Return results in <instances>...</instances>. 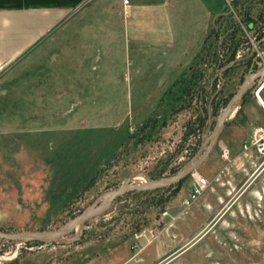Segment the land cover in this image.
Instances as JSON below:
<instances>
[{"label":"rangeland","instance_id":"obj_1","mask_svg":"<svg viewBox=\"0 0 264 264\" xmlns=\"http://www.w3.org/2000/svg\"><path fill=\"white\" fill-rule=\"evenodd\" d=\"M88 4L98 8L90 28H67L66 44L0 80V230L59 228L111 189L174 176L206 151L219 113L264 67V0H130L128 16L124 0ZM216 6L227 13L210 16L205 47L180 74L169 51H140L125 27L150 8L157 22L169 12L186 25ZM158 60L168 63L156 69ZM255 87L182 180L127 191L54 239L0 236V264H264V165L241 152L264 125ZM198 176L210 185L187 205Z\"/></svg>","mask_w":264,"mask_h":264},{"label":"crops","instance_id":"obj_2","mask_svg":"<svg viewBox=\"0 0 264 264\" xmlns=\"http://www.w3.org/2000/svg\"><path fill=\"white\" fill-rule=\"evenodd\" d=\"M89 1L0 0V80L9 71L16 68L22 60L29 62L37 53L46 52L51 43L55 46L66 44L67 28L72 34L90 28L87 23L94 20L91 16L98 8L88 4ZM127 3L126 5L122 4V12L128 16L131 12L130 0ZM202 7L204 11V3H202ZM108 10L109 8L106 6L100 8L101 14L108 12ZM222 11H225L224 6H216L211 11L208 9L206 15L202 14L201 19H194L191 24L183 25L179 20L176 21L177 27L175 21L172 20L171 16L169 17V12L167 13L168 17L166 15L162 23L157 22L153 14L156 11L151 8L146 11L144 21L135 19V22L130 23V18L127 16L124 20L127 21L125 25V27L127 26V33L129 34V30H131L136 40L135 48L142 52L145 49L158 50L162 51L164 55L169 51L168 55L171 56L169 63L158 60L154 65L156 69L164 68L168 63V68L181 66L180 74L192 68L195 58L205 47L210 16L213 17L214 14ZM133 12L135 9L131 13ZM190 28L192 34L191 31L189 32ZM180 30L183 34L186 33L185 38L180 37ZM130 41L129 38L125 41L128 53H130ZM144 47L145 49H141ZM180 57L185 58L184 62L180 61ZM94 93L96 95L102 94L99 90ZM211 160L210 162L215 161L214 159Z\"/></svg>","mask_w":264,"mask_h":264},{"label":"water","instance_id":"obj_3","mask_svg":"<svg viewBox=\"0 0 264 264\" xmlns=\"http://www.w3.org/2000/svg\"><path fill=\"white\" fill-rule=\"evenodd\" d=\"M222 13H227V11H222L221 13H217L215 14V16H218ZM262 74H264V67L253 72V75L250 77V79L239 87V91L227 102L225 108L217 116V121L212 132L213 134L211 137V141L206 151L202 155H200L197 158V160L192 161L185 168H183L182 171L178 172L174 176L169 178L154 179V180L148 179L146 181H141L140 183L125 184L118 188L111 189L110 191L102 194V196L97 198V200L94 203L84 208L79 215L73 218L72 222L65 223L59 228L39 230L38 232H25V233L0 230V236L9 240L23 239L24 241L40 240L44 238L54 239V237L63 234H68L69 232L76 230V228L79 225L83 224L86 220L96 215L97 212H100L104 207H106L111 202V200H113L115 197L119 195L126 193L127 191L147 189V188L155 189L156 187L169 186L170 184L179 182L180 180L183 179L185 175L197 169L198 166H200L202 162L212 152L214 144L218 141L220 131L222 129V126L224 125L228 111L236 104L237 101H239V98L242 96V94H244L247 90L250 89L251 86H253V83L255 82L256 78ZM104 196H107V201L100 204L99 202L103 199Z\"/></svg>","mask_w":264,"mask_h":264},{"label":"built area","instance_id":"obj_4","mask_svg":"<svg viewBox=\"0 0 264 264\" xmlns=\"http://www.w3.org/2000/svg\"><path fill=\"white\" fill-rule=\"evenodd\" d=\"M125 3L128 0H124ZM227 3L231 4L232 0H226ZM255 98L260 104L264 112V74L256 78L255 82ZM241 152L244 155L252 154L257 155L260 161V165H264V125H259L255 128L251 136L243 141ZM222 156L226 158L230 152L229 147L223 146ZM210 185L209 180L204 176H198L195 184L192 186L190 193L184 197V203L187 205L192 204L196 201L203 191Z\"/></svg>","mask_w":264,"mask_h":264},{"label":"bare ground","instance_id":"obj_5","mask_svg":"<svg viewBox=\"0 0 264 264\" xmlns=\"http://www.w3.org/2000/svg\"><path fill=\"white\" fill-rule=\"evenodd\" d=\"M238 109V102H236V104L228 111V114L227 115H230V116H233L234 113L237 111ZM138 177L140 176L139 174H137ZM72 222V221H69V223Z\"/></svg>","mask_w":264,"mask_h":264},{"label":"trees","instance_id":"obj_6","mask_svg":"<svg viewBox=\"0 0 264 264\" xmlns=\"http://www.w3.org/2000/svg\"><path fill=\"white\" fill-rule=\"evenodd\" d=\"M249 26H251V24Z\"/></svg>","mask_w":264,"mask_h":264}]
</instances>
